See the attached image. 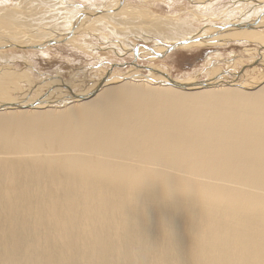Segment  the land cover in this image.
Masks as SVG:
<instances>
[{"label": "bare ground", "instance_id": "6f19581e", "mask_svg": "<svg viewBox=\"0 0 264 264\" xmlns=\"http://www.w3.org/2000/svg\"><path fill=\"white\" fill-rule=\"evenodd\" d=\"M115 9L98 12L99 26L127 32L133 24L131 33L163 21L134 18L131 7V15L126 8L110 15ZM246 22L219 24V32L183 43L257 42L250 31L235 36L252 26ZM24 25L17 24L21 31ZM24 32L25 38L18 34L31 44L1 35L0 54L5 47L61 43ZM158 36L166 43L155 40L156 46L165 50L147 51L159 57L173 41ZM152 70L161 79L128 71L120 78L143 81L112 82L119 76L113 74L94 81V89L106 84L84 99L75 96L77 83L50 78L70 95L62 105H53L64 98L51 92V100L24 102L30 108L8 107L19 101L1 96L0 264H264V75L249 83L217 73L200 84Z\"/></svg>", "mask_w": 264, "mask_h": 264}, {"label": "rangeland", "instance_id": "374dc122", "mask_svg": "<svg viewBox=\"0 0 264 264\" xmlns=\"http://www.w3.org/2000/svg\"><path fill=\"white\" fill-rule=\"evenodd\" d=\"M40 1L44 6H39L37 3L40 5L42 3L37 0H0V13L3 15L8 13L13 16L9 19L11 22L9 23V20L3 19L4 16L0 14V22L1 20L6 21L2 27L0 26V40L2 35L13 42L22 41L23 37L18 33L22 32L25 38L27 32L24 31L28 30L30 36L38 39L39 42L49 38H56L63 42L48 46L44 44L39 48L33 45L2 48L0 54V98L6 95L14 97L19 102L35 100L41 103L51 92L59 96L58 101L63 100L61 97L64 98V102H56L60 104L53 105H62L71 102V100H67L70 95H66L65 88L63 90L57 88L56 84L49 80L50 78L54 79L55 82H60V84L62 82L77 83V86L73 87L77 89V92H74L75 96L78 98L81 94H85V97L80 98L84 99L97 90L93 88L95 85L92 86L94 81L107 80L106 77L112 78L113 74H118L120 78L122 73L129 71V73L136 72L144 75V77H150V79H161L155 73L156 70L151 72V69L166 72L168 78L179 80L189 78L190 82L197 80L196 83L200 84L209 81L210 78H215L218 74L220 77L237 78L242 82L246 80L249 83H254L256 78L263 81L258 76L259 73L264 75V20L261 21V18H259L264 17V0ZM129 7L132 8L133 13ZM114 8L117 9L110 15L117 14L120 16L122 15L121 9L126 8V10L129 9V15L132 13L134 18L145 17L144 19H147L151 17L152 20H158L159 18L163 21L159 22L161 25L158 24L159 26L155 25L154 28H149L150 30L144 26H138L136 30H131V33L128 32V29H135L133 24L123 28L127 32L118 31V29L115 31L113 26H116V24L112 23L107 27L104 24L99 26V18L102 16L98 12L102 9L114 10ZM33 9L39 12L32 14L30 11ZM90 12L95 13V16H90ZM27 14L29 20L25 19ZM31 17L40 20L37 22L33 20L35 22L31 23ZM243 19L247 20L245 25L250 22L251 25L258 22L257 24L261 26L254 29L255 25L240 27L242 30L237 29V31H234L236 32L235 36L250 31L257 35L254 39L257 42L248 40L223 45H208L201 48H185L184 50H174L171 54L162 58L156 56L152 51H147L161 52L165 50L156 46L155 40L161 39L158 34L165 33V36H170L172 39L169 40L173 41L170 45L175 46L177 43H183L185 38L192 35L215 34L221 29L219 24L225 23L227 25L229 23L228 26H231V24L234 26L238 24L237 21ZM19 20L27 24L24 25V31H21L22 27L17 26L20 23ZM42 27H48L49 29L44 30ZM1 30H6V33L4 34ZM142 33L150 36L142 37ZM137 35H140V38ZM148 37L154 38L148 39ZM142 40L149 41L142 42ZM24 42L31 44L30 40ZM162 42L166 43L165 41ZM170 45H167L166 48L171 47ZM130 47L133 48L130 49ZM125 49H127V53H125ZM143 50L147 51L145 56L140 57L141 54H136V52H143ZM3 58H5L4 62H2ZM132 62H135L136 67L125 65ZM213 71L216 74L213 75ZM102 74L105 76H101ZM132 78L143 81L142 78ZM146 81L152 84L159 83L147 79ZM222 81L224 82L222 84L235 85L226 80ZM21 90H23V94ZM244 90L252 91L251 89Z\"/></svg>", "mask_w": 264, "mask_h": 264}, {"label": "water", "instance_id": "95a60500", "mask_svg": "<svg viewBox=\"0 0 264 264\" xmlns=\"http://www.w3.org/2000/svg\"><path fill=\"white\" fill-rule=\"evenodd\" d=\"M255 23V22H254ZM253 26V25H252ZM198 41V39H195V40H192L191 42H197ZM190 42V43H191ZM61 43H63V42H61ZM188 45V43H180V44H176L175 46H171L170 48H168L167 49V51H165L163 54H161L159 57H165V56H167V55H169V54H171L174 50H184L185 48H186V46ZM205 46V45H204ZM135 64V62H132V63H130V64H125V65H131V66H135L134 65ZM124 65V66H125ZM136 67V66H135ZM138 68V67H137ZM139 69V68H138ZM151 72H154V70L153 71H151ZM155 73H157V72H155ZM217 76H219V75H217ZM132 77H136V76H134V75H132V74H127V75H125V76H123L122 78H119V77H114V78H112V81H114V80H124L125 78H132ZM216 77V76H215ZM210 79H213V78H210ZM209 79V80H210ZM106 84V82L104 83V84H102V85H100V86H98L97 87V89H99V88H101L102 86H104ZM173 85H175V86H177V87H181V88H186V86L183 84V85H179V84H174V83H172ZM254 88H251V90H253ZM6 106H8V107H16V106H21V107H25V108H30V107H32L33 105H30V104H27V103H24V102H11L9 105H8V103H6Z\"/></svg>", "mask_w": 264, "mask_h": 264}]
</instances>
